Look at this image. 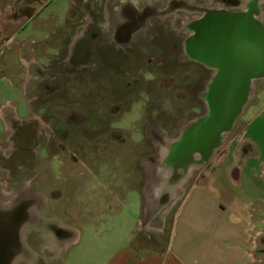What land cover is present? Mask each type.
Instances as JSON below:
<instances>
[{"label":"rangeland","instance_id":"obj_1","mask_svg":"<svg viewBox=\"0 0 264 264\" xmlns=\"http://www.w3.org/2000/svg\"><path fill=\"white\" fill-rule=\"evenodd\" d=\"M211 3L214 0H73L76 10L71 8L66 16V31L54 35V23L45 22L38 35H28L29 41L0 47V155L7 157L0 196L32 193L40 198L37 220L29 218L22 227L24 251L14 264H52L56 243L64 235L52 230L63 226V218L86 213L81 206L84 183L94 190L88 198H110L114 205L116 192L105 179L114 168H131L135 182L147 189L170 141L205 114L201 93L212 71L184 60L188 33L179 24L199 16ZM127 10L141 18L130 31L124 28L132 23ZM127 35L131 37L125 42ZM112 67L128 76L111 77ZM262 89L264 78L252 83L228 134L264 110ZM124 92L128 100L123 104ZM100 99L104 106L98 105ZM247 130L250 137L262 136L264 117ZM257 145L250 148L261 157L256 168L263 184L253 208L263 223L257 229L262 232L249 234L248 264H264V142ZM200 169L190 170L188 179ZM146 197L145 191V202ZM180 198L181 193L174 206ZM73 225L81 237L75 246L59 250L60 264H69L71 250L79 264L91 249L93 242H87L83 228ZM159 237L163 242L165 232Z\"/></svg>","mask_w":264,"mask_h":264},{"label":"crops","instance_id":"obj_2","mask_svg":"<svg viewBox=\"0 0 264 264\" xmlns=\"http://www.w3.org/2000/svg\"><path fill=\"white\" fill-rule=\"evenodd\" d=\"M72 4L73 0H0V47L29 41L28 35H38L45 22L54 23V35L58 30L66 31L65 19ZM126 13L133 16L132 10ZM29 24L31 32L27 33ZM128 35L122 40L126 42L131 37ZM263 117L261 110L237 133L225 135L209 165L177 188L168 186L169 175L162 168L154 171L146 189L135 182V169L117 167L105 179L116 192V204L111 205L110 198H88L94 190L90 183H84V199L82 204L78 202L86 213L63 220L64 235L62 241L54 242L58 246L52 264L61 263L57 255L61 248L78 243L81 232L73 223L83 228L91 239L87 242H93L92 252L88 250L79 264H248L249 234L262 232L257 229L258 223H263L253 208L263 184L261 171L256 168L261 157L254 156L250 147L263 143L264 134L250 137L247 129ZM103 173H99L102 180ZM100 185L103 191L104 184ZM180 193L174 206V198ZM104 212L109 213L107 219ZM164 232L162 242L159 236ZM68 263L76 264L72 250Z\"/></svg>","mask_w":264,"mask_h":264},{"label":"water","instance_id":"obj_3","mask_svg":"<svg viewBox=\"0 0 264 264\" xmlns=\"http://www.w3.org/2000/svg\"><path fill=\"white\" fill-rule=\"evenodd\" d=\"M183 41L185 57L212 70L201 98L206 112L170 141L161 168L177 188L190 170L207 167L223 145L251 93L264 78V26L250 13L211 10L191 22Z\"/></svg>","mask_w":264,"mask_h":264},{"label":"flooded vegetation","instance_id":"obj_4","mask_svg":"<svg viewBox=\"0 0 264 264\" xmlns=\"http://www.w3.org/2000/svg\"><path fill=\"white\" fill-rule=\"evenodd\" d=\"M211 10H226L230 13L250 12L256 17L258 22H260L264 26V0H214V3H211L207 7L203 8L199 16L195 18L191 17V19H187L186 22L181 21L179 26L181 27V29L186 30V27L191 22L200 18L206 12ZM129 17L130 20H132V23L131 22L127 23L124 26L126 31H130L133 28H135V26H138L139 20H141L140 17H137V19H135L134 16L130 14ZM183 58L184 60H187L196 66H201L198 63L188 60L185 57L184 52H183ZM120 69L121 70L112 67L111 77L122 78L123 76H128V73L126 71H123L122 68ZM96 93H98V90L96 91ZM115 93L117 95H120L117 92ZM127 95H128L127 92L122 93V96H127ZM127 100H128V96L126 98L122 97L123 102L121 103L124 104L126 103ZM98 105L104 106L102 99H100ZM115 107L116 108L118 107L116 106V103H115ZM118 109L119 108H117V110ZM6 159H7L6 156L0 155V186L2 187L6 185L5 182L7 179ZM19 195L20 196L17 195L14 197H8L6 194H4L0 196V264H14L17 262L18 257L24 251L22 227L29 218H33V219L38 218V214L36 213V209L38 207L35 206H37L38 203L40 202L39 200L40 198L36 194H32V193L30 195L26 194L28 196L22 194ZM30 202H33V204H31L32 209H29ZM52 232L54 234L56 232L62 235L64 234L63 228L58 225L56 226V229L52 230Z\"/></svg>","mask_w":264,"mask_h":264}]
</instances>
